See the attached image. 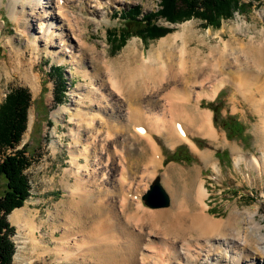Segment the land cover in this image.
<instances>
[{
	"label": "rangeland",
	"instance_id": "374dc122",
	"mask_svg": "<svg viewBox=\"0 0 264 264\" xmlns=\"http://www.w3.org/2000/svg\"><path fill=\"white\" fill-rule=\"evenodd\" d=\"M52 1L0 0V105L9 91L17 87L27 88L32 95L27 129L16 148L28 145L33 157L32 165L26 170L32 195L23 206L8 215V221L16 229L12 237L17 246L13 264H113L108 253L116 248L123 253L122 238L116 235V231L113 233L112 225L98 228L95 233L94 223L91 232L81 231L76 225L84 222H81L82 216H77L69 207L71 200L77 204L78 197L87 195L88 200L93 201L92 193L95 196L102 193V199L109 201L115 210L114 216L108 214L104 217L120 224L128 222L134 230L148 235L144 237L147 239L158 233L162 223L152 228L150 216L136 209L139 200L150 212L169 210L176 202L173 216H187L189 197L193 198L198 188L205 190L203 206L211 216L225 220L233 211L241 216V237H245L250 226L260 229L257 244L264 253V139L259 138L261 134L264 136V95H256L261 102H250L229 83L213 99H193L192 105L197 109L211 112L210 124L221 135L224 145L212 143L195 131L197 127L188 134L196 147L188 140L172 142L167 135L154 133L153 140L161 158L153 173L151 168L147 170L150 152L147 153L142 138L136 135V124L129 126L127 119L134 109H139L142 123L151 125L157 117L163 122L165 110H172L165 99V93L170 94L172 87L154 96V105L157 104L154 110L146 90L144 99H138V103L134 99L131 101L127 92L117 87L121 86V74L126 85L131 81L142 84L143 79L149 84L147 77H140L141 72L147 73L145 69L138 72L136 62L126 65V73L122 69L110 71L107 66L111 61L123 59L131 47L138 49L139 58L149 60L152 53L155 56L152 62L156 66L166 63L170 68L175 64L174 69H180L178 66L182 61L185 66L187 63V68L195 62L204 67L209 61L219 59L220 50H224L229 62L224 74L230 76L232 72L230 77L236 79L235 58L243 57L241 61L251 62L252 57L247 51L254 44L264 43V0H241L246 5L244 12L235 11L231 18L223 19L219 27L205 26L199 18L170 23L157 16L156 24L172 31L148 41L135 34V23L129 24V19L121 14L139 7L140 21L144 15L161 9V0H68L60 5L61 9L54 6L57 0L53 4ZM128 25L131 26V35L118 48L117 38ZM114 31H117L116 38L112 35ZM173 36L176 37L173 45L163 48L159 59V42ZM52 66L61 67L65 81L66 88L60 102L54 99L57 79L50 73ZM181 113L187 117L185 113L188 115L189 112L183 109ZM235 120L244 127L242 134L228 129ZM126 124L128 127L122 128ZM131 134L135 138L132 139ZM115 138L114 142L112 139ZM177 149L184 159H171ZM204 152L211 153L213 163L209 164L201 157ZM73 155L80 160L73 161ZM124 164H131L133 168L125 185L130 183L136 187L137 183H148L143 185L139 199L127 192L122 196L123 201L119 199L117 193L123 180L121 165ZM157 176L170 197L167 207L151 208L143 200ZM78 177L82 183L80 187L76 184ZM173 189L178 192L179 201H176ZM2 190L0 184V195ZM123 202L130 205L125 214ZM15 210H23L31 222L13 221L11 214ZM75 219H78L76 225L73 223ZM141 222L144 227L139 226ZM68 230L71 236L63 240L62 235ZM88 233L95 236L90 237ZM33 237L44 242L42 247L32 245ZM240 242L242 245L238 250L226 244L219 246L218 251L224 260L212 259L213 263L226 264L240 259V264H264V254L250 247L243 249V241ZM43 246H47V250ZM199 264L206 263L201 261Z\"/></svg>",
	"mask_w": 264,
	"mask_h": 264
},
{
	"label": "bare ground",
	"instance_id": "6f19581e",
	"mask_svg": "<svg viewBox=\"0 0 264 264\" xmlns=\"http://www.w3.org/2000/svg\"><path fill=\"white\" fill-rule=\"evenodd\" d=\"M37 1L39 3L41 2V0L40 1L37 0ZM65 1L68 2V0H64V1L57 0L54 6L59 7L61 9V6H63ZM53 3L54 0L52 1V4ZM59 16L61 15L59 14ZM175 36L163 38L161 42H159L160 43L159 45L161 46V49L157 51L159 59L162 57V56L160 57V55H162L163 53V48H167L173 45L172 41H174L175 38L177 37ZM239 45L242 46L241 43ZM251 47L248 51L246 49L247 53H249L250 57H252L251 62L241 61L243 57L241 59L239 57H236L235 60L233 61L234 63H236V65L234 64L233 66L236 68L235 72L238 75L236 79L230 77L232 72H230V76L224 74L225 65L229 63L227 62L228 61L227 53L224 50H220L221 55L219 59L217 58L214 61L208 60L209 62L207 63V65L205 64L204 67H202L201 64L198 65L197 64L198 62H195L194 65H192L191 67L189 66L187 68L186 67L187 63L185 66L184 61L179 63L178 68L180 69L177 68L174 69L175 64H171L170 68H168L169 65H167L166 63L161 64V62H160L161 65H159L161 67H159L158 65L156 66V64L152 62L155 59L153 58L155 57L154 54L151 53V57L149 60H143L141 56L140 58L138 57L139 51L135 47H131V48L129 47L130 49L125 53L123 59L121 60L119 59L117 61H111L108 63V65L106 64L110 71H114L116 69L117 72L119 71V69H122L123 73H126L125 69L127 70V66L133 62L137 63L136 68L138 69L137 70L138 72H140V70L142 71L143 69H145L147 73L141 72L142 74H140V77L141 75H143L142 77L144 76L147 77V79L150 82L149 84L145 81V79H143L142 84L137 83V81L136 82L131 81L130 85H126V82L122 78L123 74H121L119 79V83H121V86L119 85L117 87H119L118 90L123 89L124 91H126L128 94L127 96L130 97L128 98L131 101L134 99L137 100L138 103H139L138 99L140 100L144 99L143 95L145 93L144 91L146 90V92L149 93L148 101H150L152 109L154 110H156V106H157V104L156 106L154 105L156 103V102L154 103L153 100L154 96L156 94L157 95L161 94L159 93L160 91L162 90L166 91L170 86L172 87L171 89L172 92L170 94L165 93V99H168L169 106L172 110H168L169 111L168 113V111L164 109L165 110L164 116H162L163 118L161 119L163 122H160L158 120L159 117H157V119L155 118L156 119L155 122H152L151 125H146L147 122L142 123L141 122L142 114L140 113L139 109H134L132 113L128 115L127 120L128 122H130L129 126L132 127L133 124L134 125L136 124L137 126L135 131L136 135L142 138L141 141L143 142L144 149L147 151V153L150 152L149 157H147L148 160L150 159V164H149L150 166L147 169L148 171L151 168L152 170L151 172L154 173V171L157 170V168L160 165L161 156L157 148V145L153 140L154 133L158 135L160 134L167 135L172 142L188 140L189 142H191V144L194 147H196L188 134L194 131V128L197 127V129L195 130L196 132L197 130L199 131L197 133H200L201 135L209 138L212 141V143H220L221 145H224L223 138L217 132V130L214 129V127L210 124L211 112L210 111L204 112V111H200V109H197L195 105H192L193 99L196 100H200L202 98L213 99L215 98V96L217 95L218 91L221 88L231 83L232 85L235 86L237 92L241 93L244 96V98L249 100L250 102L252 101L254 103H259L262 101V99L257 100L256 95L258 94L264 95V43L256 44V45L254 44V46ZM233 49L235 50V48ZM155 52L156 51H154V53ZM198 55L200 57V54ZM213 57L215 58V56ZM129 75L131 76V73H129ZM190 82L192 84H190ZM115 83H117V80H115ZM134 105H136V103ZM137 106H139V104ZM183 109L188 110L189 112L188 115L187 113H185L187 117H185L183 113H181V111L183 112ZM156 115L158 116V112ZM166 116L168 117L167 120H165ZM200 126H202L201 130L199 128ZM123 127L127 128L128 125L126 124L125 126H122V128ZM260 133L261 132H259V134ZM261 135L259 136V138L264 139V136L261 137ZM130 136L131 138L134 137L132 136V134ZM140 137H136V138H140ZM112 140L114 141L116 140V138ZM233 150L235 153V147H233ZM210 154L209 152L201 153V157L209 164L213 163L212 161L213 159L211 158ZM72 159L75 162L80 160V159L78 160V157L76 155H73ZM125 164L121 165L123 180H121L119 191L117 194L119 195L120 201H123L124 192H127L130 196H134L135 198L139 199L140 195L143 193L144 190L143 185L146 186L148 183L147 181L144 184L137 183L138 185L136 187L134 185H131L130 183H128V185H125L126 184L125 181L129 177V176L127 177V175H129L131 169H133L131 167V164L127 166ZM149 177H150V173H149ZM77 179L78 181L76 184L78 185V187H80V185L82 184L81 179L79 177ZM173 193L175 195L176 201H179L178 192L175 189H173ZM204 194H205V190L203 188L200 189L198 188L195 191L193 198L192 197L190 198L188 196L190 209H189V214H187V216H176V215L173 216L174 215L173 209L176 207V202L174 203V206L169 210L150 212L143 208V205L139 200V204L137 203L138 205L136 206V209L138 211H142V213L144 214H147V216H150L153 223L149 222L150 223L149 225H153L152 226L153 228L157 224L159 225V222L162 223V227L160 228L158 233L155 235L154 234L155 232L153 231L154 235H150L151 237L147 239H145L144 237L148 235L146 236L142 235L143 233L142 230L144 228H139L142 229L141 230L142 232H140V230L136 231L137 229L134 230V228L132 227L133 225L131 224L132 226H130L128 222L125 224H120L111 221L112 219H110V217H109L110 220L104 217L107 216L108 214L111 215L115 214L114 213L115 210H114V206L109 201L106 202L102 199L103 197L101 196L102 193L96 196L94 193H92V195L94 196L93 201L92 200L89 201L87 195L84 196L83 198L78 197L80 199L79 203L76 204L73 202V200H71L69 202L70 204L69 207L72 210L76 211L77 216H82L80 217V219L81 222H84L83 224L76 225L75 223H77L78 219H75L73 221L76 227L78 226L79 229H81V231L91 232V230L94 228L93 226L94 223L96 228L93 231L95 233H97L96 230H98V228L100 230L101 227H106L107 225L108 226L112 225L111 226L112 228L114 226V229H112L113 233L116 231V235L121 237L123 240V244H122L123 253L122 252L119 253L117 251L118 248L108 253L109 254L108 257L113 259V264H141L139 263V261L142 262V264H199L201 261L205 262L206 264H217V263H213L212 259H216L218 262L224 260V257L218 251L221 248L219 246L226 244L227 247L232 248L233 250H238L242 245V243L240 242L241 240L243 241V247H244L243 249L250 247L256 250L259 254H264L257 244L259 242V237H258L259 233L257 234V232H259L260 229L256 230L257 227L250 226L248 228L245 237H241V229L239 226L241 224L240 222L241 216L236 215L234 211L225 220L217 219L211 216L210 214H208L207 208L203 206ZM124 202L122 208L124 209L123 212L125 214L127 208L130 206L129 204L131 203L127 201L129 204L127 203L124 204ZM179 207H181V204ZM67 216H71V215L67 214ZM11 219L16 222H25V223L31 222V220L29 219V217H27V214L23 210H15L11 214ZM139 226L144 227V223L141 222ZM89 228L90 230H88ZM90 234H89L90 237L95 236V234L92 235ZM70 236H71V232L68 230L63 233L62 239L67 240ZM31 241L34 247H42L41 245L42 243H44L36 240L35 237H33ZM143 243L145 246L142 247ZM43 248L47 250L48 247L43 246ZM240 263L241 260L237 259L235 261H232L231 263H226V264H240Z\"/></svg>",
	"mask_w": 264,
	"mask_h": 264
},
{
	"label": "trees",
	"instance_id": "16d2710c",
	"mask_svg": "<svg viewBox=\"0 0 264 264\" xmlns=\"http://www.w3.org/2000/svg\"><path fill=\"white\" fill-rule=\"evenodd\" d=\"M245 6L241 0H161V9L156 13L144 15L140 21L138 20L141 13L139 7L129 9L125 15L124 13L121 15L129 19V24L135 23L134 26H137L135 34L148 41L172 31L171 28L156 24L157 16L170 23L199 18L204 21L205 26L219 27L222 20L231 18L235 11L244 12ZM130 28L131 26L128 25L124 33L117 38L118 48L123 46L131 35ZM116 32L112 33L113 38H116ZM50 73L57 79L54 99L60 102L66 88L61 67L52 66ZM31 104L32 95L28 89L17 87L9 91L0 105V184L3 189L0 195V264H13L17 251L16 243L12 239L16 229L8 221V215L14 209L23 206L32 195L31 182L26 170L32 165L33 157L28 151V145L16 149L27 129ZM233 125L236 127L234 128ZM232 126L228 127L232 132L243 133L244 127L240 122L235 120ZM9 149L12 152H8ZM184 158L180 149L171 156L173 160Z\"/></svg>",
	"mask_w": 264,
	"mask_h": 264
},
{
	"label": "water",
	"instance_id": "95a60500",
	"mask_svg": "<svg viewBox=\"0 0 264 264\" xmlns=\"http://www.w3.org/2000/svg\"><path fill=\"white\" fill-rule=\"evenodd\" d=\"M143 200L145 201L146 205L151 208L169 206L170 197L163 188L161 184V178L159 176L153 180L149 190L143 196Z\"/></svg>",
	"mask_w": 264,
	"mask_h": 264
}]
</instances>
